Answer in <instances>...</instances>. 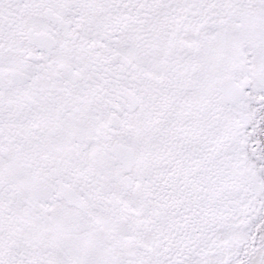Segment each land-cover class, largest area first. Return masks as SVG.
I'll list each match as a JSON object with an SVG mask.
<instances>
[{"label":"snow or ice","instance_id":"1","mask_svg":"<svg viewBox=\"0 0 264 264\" xmlns=\"http://www.w3.org/2000/svg\"><path fill=\"white\" fill-rule=\"evenodd\" d=\"M0 264H264V0H0Z\"/></svg>","mask_w":264,"mask_h":264}]
</instances>
